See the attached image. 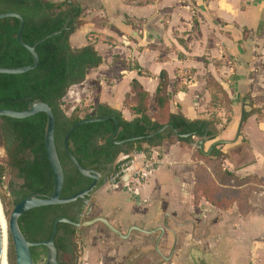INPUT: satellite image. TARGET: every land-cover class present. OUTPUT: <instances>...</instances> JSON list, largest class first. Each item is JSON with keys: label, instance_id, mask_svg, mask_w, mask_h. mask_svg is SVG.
Returning <instances> with one entry per match:
<instances>
[{"label": "crops", "instance_id": "0c3cea01", "mask_svg": "<svg viewBox=\"0 0 264 264\" xmlns=\"http://www.w3.org/2000/svg\"><path fill=\"white\" fill-rule=\"evenodd\" d=\"M75 1L84 11L71 45L93 43L103 62L64 101L72 107L84 100L106 104L132 120V81L141 83L153 103L164 71L172 112L218 121L219 135L204 150L218 141L224 168L240 178L255 177L262 186L246 214L237 204L222 210L204 198L195 201L192 146L165 141L151 149L157 164L145 182L131 191L120 183L109 193L103 183L93 195L94 216L107 218L122 234L132 226L149 230L166 223L161 254L155 248L159 232L132 230L122 238L96 223L78 234L83 261L87 255L86 264H264V0ZM211 81L228 94V111L213 103ZM245 111L254 112L244 120ZM146 153H130L137 167ZM137 199L148 207L123 209V202ZM153 250L163 260L156 261Z\"/></svg>", "mask_w": 264, "mask_h": 264}, {"label": "trees", "instance_id": "16d2710c", "mask_svg": "<svg viewBox=\"0 0 264 264\" xmlns=\"http://www.w3.org/2000/svg\"><path fill=\"white\" fill-rule=\"evenodd\" d=\"M83 11L82 5L75 0L61 3L49 0H0V14L14 12L23 17L25 26L22 38L31 46L60 30L70 18L66 30L51 36L36 47L39 65L35 69L23 74H0V109L25 110L31 100L35 99L48 103L52 108L55 117V142L65 176L62 198L86 189L92 182V179L78 172L68 158L64 146L66 133L83 119L108 117L105 121L81 124L68 140L69 148L81 166L96 170L102 175L100 184H103L104 177H111L116 164L130 153L149 152L147 147H157L165 141H175L191 147L192 142L203 137L207 128L208 141L216 140L219 135L216 127L218 121L190 120L180 112L171 111L168 76L164 71L161 73L153 103L141 83L132 81V94L127 98V103H132L131 107L136 114L132 120L125 119L121 111L102 103H89L91 113L83 118L79 115H68L64 98L70 88L82 84L89 70L103 62L93 43L82 48H73L71 45V36L76 31ZM19 27L20 21L17 18L0 19V67L14 68L33 63L32 55L17 39ZM210 86L214 104L220 101L224 105L223 97L230 103L228 94L217 81H211ZM78 106L74 108L77 109ZM252 112L254 111H245L244 120ZM46 124L47 115L43 112L24 119L0 116V135L8 160L7 168L12 175L9 182L12 206L32 194L49 196L53 192L54 174L45 146ZM169 124L177 130V135L172 128L167 127L148 139L142 138L120 145L111 140L115 133L114 141L145 137ZM183 134L191 136L181 137ZM218 146L219 143L214 145L209 156L193 146V156L198 158L195 201L204 198L222 210H228L237 204L241 213H249L252 194L262 189L259 185L261 183L255 177L240 178L225 169ZM78 208V201L34 208L20 217L19 225L28 241H46L51 235L54 220L63 216L76 221ZM80 232L81 229L73 225L58 224L55 246L61 263L76 264L82 252V244L78 239ZM31 252L37 262L46 255L45 247H33ZM64 255H68L72 262H65ZM8 258L9 264H15L13 243Z\"/></svg>", "mask_w": 264, "mask_h": 264}, {"label": "water", "instance_id": "95a60500", "mask_svg": "<svg viewBox=\"0 0 264 264\" xmlns=\"http://www.w3.org/2000/svg\"><path fill=\"white\" fill-rule=\"evenodd\" d=\"M69 2L73 0H68ZM6 17H14L19 19L20 21V27L17 33V39L19 43L24 46L32 55L33 57V63L30 65L22 66V67H14V68H5L0 67V74H23L30 70L35 69L39 65V54L36 50V47L43 41L47 40L51 36H55L60 34L62 31L66 30L68 28L70 18H68L63 25V27L53 32L50 35L45 36L41 41L36 42L34 45H28L23 41L22 34L23 29L25 26V21L23 17L14 12H6L0 14V19L6 18ZM43 112L47 115V124L45 129V146H46V152L47 156L50 162V165L52 167V171L54 174V188L53 192L49 196H45L42 194H32L24 199H22L19 203L15 204L13 206V210L10 213V217L8 220L4 217V214L2 212L1 206H0V264H9L8 261V253H7V243H8V234L10 235L14 247L15 252V264H63L58 259V250L55 246V238L57 234V226L59 223H66L73 225L77 229L81 228H87L90 227L96 223H102L105 225L109 230H111L113 233L118 235L122 238H128L132 232V230H138L146 234H155L159 232V235L157 237L155 248L158 253L161 254L159 249V243L162 240L164 233L167 229V224L164 223V226L157 227L154 229H143L139 226H132L129 231L126 234H122L107 218L103 216H94L93 215V208L95 200L93 199L94 193L99 188V183L102 180V175L93 169H87L81 166L77 158L73 155L71 152L68 140L70 135L76 130L78 126L84 123H90V122H98V121H105L108 119V117L105 118H90V119H83L82 121L76 123L65 135L64 138V146L67 153L68 158L72 162V164L75 166V168L78 170L80 174H82L85 177H88L92 179L91 184L84 190L77 192L76 194L62 198V188L64 185V169L61 163V160L59 158L56 142H55V117L54 113L52 111V108L49 106L48 103L35 99L31 100V102L28 105V108L21 111H15V110H9V109H0V116H6L10 118L15 119H24L31 117L37 113ZM243 124V116L241 119V124L239 127L238 135L241 131V126ZM167 127L172 128L173 132L177 135V130L172 125H165L161 127L159 130L150 133L149 135L145 137H131L124 140H118L114 141L115 134L111 137V140L117 145L125 144L127 142H132L136 140H140L142 138H151L159 133L163 132ZM208 131L209 128L206 129L205 134L202 138H200L196 142H192L193 146H197L201 152H203L205 155L209 156L213 150V147L215 144L218 143V141H215L212 143V145L209 147L208 151L206 152L204 150V144L208 141ZM181 137H189L191 134H183L180 135ZM222 142V141H219ZM103 183L107 184L109 183V177H104ZM78 201L80 204L79 213H77L76 221H72L66 217L60 216L57 217L52 225V232L48 240L46 241H39V242H31L26 239L24 236L20 225H19V219L20 217L25 214L27 211L38 208V207H45L50 205H62V204H69L72 202ZM7 222V229L4 228V221ZM33 247H45L46 249V255L43 257L41 261H35L33 258L31 249ZM164 257V256H162ZM165 258V257H164Z\"/></svg>", "mask_w": 264, "mask_h": 264}, {"label": "rangeland", "instance_id": "374dc122", "mask_svg": "<svg viewBox=\"0 0 264 264\" xmlns=\"http://www.w3.org/2000/svg\"><path fill=\"white\" fill-rule=\"evenodd\" d=\"M223 100L226 101V102L223 101L222 103H224V106H225L226 110L228 111L229 110V104L227 103V100L224 97H223ZM64 103H65V110L67 111L68 115L74 114V115H79L80 117L83 118L86 114L91 113L90 112V110H91L90 104L89 103L87 105L85 104L86 100H84V103L82 102L83 104L82 105L80 104L77 109L72 107L71 104H73V103L69 102L68 100H66ZM227 115L228 114H225L224 117L226 118ZM146 149L151 153L152 152L151 149H153V147H151V148L147 147ZM192 156H193V145H192ZM193 160L195 161V166H197L198 158H196V156H193ZM7 161H8L7 156H6L4 145H3L1 135H0V206H1L2 212H3L6 220L9 219L10 213L13 210V206H12V202H11L12 198H11V194L9 192V182L12 179V175H11L9 169L7 168ZM117 165H118V163L115 166V168H116L115 172L117 170ZM106 187H107V190H106L107 193L112 192L113 191L112 189H115L114 185L111 184L110 182L106 184ZM124 197L126 198L127 195H124ZM123 203L125 205L123 209H125L127 211H130L131 209L136 211V210H140L141 208L144 209V207L145 208L148 207L147 205L142 203V199H140V200L137 199L135 201H130V202L127 201L126 203L125 202H123ZM100 205H102L101 199L99 200V204H97V207H99ZM132 210L130 212H133ZM94 213H96V212H94V210H93V215H94ZM6 224H7V222H6ZM81 229H83V228H81ZM154 241L155 240H152L151 242L154 243ZM84 242H85V246L87 247V250L90 249L88 243L86 241H84ZM11 245H12L11 237L8 234V243H7L8 257H9V251H10ZM153 248H154V246H153ZM152 257L156 261L163 260L160 255L158 256V254L154 252V250L152 252ZM63 259L66 262H72L68 255H64ZM8 261H9V258H8ZM84 262H85V264L87 263V255L84 256ZM76 264H78V260H77Z\"/></svg>", "mask_w": 264, "mask_h": 264}, {"label": "built area", "instance_id": "2783aa9c", "mask_svg": "<svg viewBox=\"0 0 264 264\" xmlns=\"http://www.w3.org/2000/svg\"><path fill=\"white\" fill-rule=\"evenodd\" d=\"M148 153L143 155V163L138 167L136 166V158L134 155L129 154L128 156L122 158L117 165L116 172L114 171L109 178V182L114 186L122 183L130 191L137 185L145 182L157 164V160H153L151 157L152 152ZM157 156H159V154H157ZM83 262V255L81 252L78 264H83Z\"/></svg>", "mask_w": 264, "mask_h": 264}, {"label": "flooded vegetation", "instance_id": "af4514ba", "mask_svg": "<svg viewBox=\"0 0 264 264\" xmlns=\"http://www.w3.org/2000/svg\"><path fill=\"white\" fill-rule=\"evenodd\" d=\"M100 183H101V181H100ZM100 183H99V187L103 185V184H100ZM79 208H80V204H79ZM79 208H78V210H77V213H79ZM64 261H65V260H64ZM65 262H66V261H65Z\"/></svg>", "mask_w": 264, "mask_h": 264}, {"label": "bare ground", "instance_id": "6f19581e", "mask_svg": "<svg viewBox=\"0 0 264 264\" xmlns=\"http://www.w3.org/2000/svg\"><path fill=\"white\" fill-rule=\"evenodd\" d=\"M3 221H4V220H3ZM6 227H7V224H6V222L4 221V228H5V230L7 229Z\"/></svg>", "mask_w": 264, "mask_h": 264}]
</instances>
